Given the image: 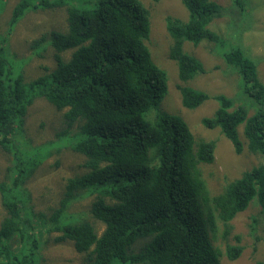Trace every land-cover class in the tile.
Listing matches in <instances>:
<instances>
[{
	"label": "trees",
	"instance_id": "16d2710c",
	"mask_svg": "<svg viewBox=\"0 0 264 264\" xmlns=\"http://www.w3.org/2000/svg\"><path fill=\"white\" fill-rule=\"evenodd\" d=\"M233 1L244 5L243 0ZM181 3L188 20L166 17L165 26L182 107L195 110L215 100L217 108L201 124L218 128L236 154L245 149L238 136L242 126L245 150L262 162L210 193L200 167L213 163L215 144L196 139L181 116L158 111L167 93L166 76L151 59L149 11L139 0H19L10 29L26 11L65 7L66 31H51L31 42L36 49L47 40L55 64L30 81L0 44V151L12 162L6 179L0 180V264H40L38 247L45 233L71 242L75 252L85 254V264H222L212 243L218 222L227 239L232 219L253 198L264 233V84L256 65L240 48L231 47L221 57L239 73L255 102V114L248 117L225 96L211 97L187 85L205 70L183 51V43L217 44L208 26L222 9L212 0ZM66 51L68 59L63 58ZM36 99L62 112L56 138H70L66 142L83 169L65 180L47 213L31 209L26 181L49 154L27 156L29 142L18 138ZM85 195L93 197L89 213L95 222L85 214H68ZM95 223L103 225L101 233ZM234 238L239 242V236ZM242 250V245L226 244L225 255L234 261Z\"/></svg>",
	"mask_w": 264,
	"mask_h": 264
},
{
	"label": "rangeland",
	"instance_id": "374dc122",
	"mask_svg": "<svg viewBox=\"0 0 264 264\" xmlns=\"http://www.w3.org/2000/svg\"><path fill=\"white\" fill-rule=\"evenodd\" d=\"M18 1L0 0V44L5 47L6 57L15 63L17 71L23 73L26 81H30L42 74L44 67L52 68L55 64L54 51L47 40L41 42L36 49L31 47V42L51 31L65 32L66 12L65 7L29 10L10 29L11 12ZM139 1L149 11L150 33L147 46L151 59L166 76L167 93L160 102L158 111L181 116L196 139L201 138L215 144L213 163L200 167V170L206 187L210 193L216 194L224 185L240 177L245 169L257 166L262 161L258 155L249 154L245 150L246 140L242 134V126L238 127V136L245 149L242 153L236 154L229 140L218 128L208 129L201 124V118L211 116L217 108L215 100L208 99L195 110L182 107L180 94L176 88L179 84L177 67L168 57L171 38L165 26L166 17L188 20L187 10L181 0ZM212 1L222 9V15L208 26L217 35L219 42L216 44L202 41L197 46L190 42L183 43V51L198 59L205 70L203 74L186 84L206 92L211 97L225 96L235 107H243L250 117L256 113L255 102L245 92L239 73L226 65L221 55L231 47L240 48L256 65L257 76L264 84V0H243L242 8L233 0ZM8 30H11L10 33L5 35ZM69 52H64V59L69 58ZM61 115L62 112L56 111L47 101L36 99L28 110L25 129L18 137L21 142H29L25 150L27 156L32 158L35 151H39V155L42 152L45 155L49 154L26 181L30 207L35 213H47L56 205L65 180L83 173L80 157L71 151L70 144L66 142L70 141V138L63 141L56 138L61 126ZM10 166H12L10 157L0 151V180L6 179L4 178L7 175L6 170ZM92 200V196L85 195L68 209V214L73 216L85 214L84 217L90 222H95L89 213ZM3 215L4 209L0 199V219ZM231 224L233 225L231 234L227 239H223L222 225L218 222V230L212 239L213 245L221 253V263H264L263 223L256 198L250 201L244 211L236 214ZM95 225L98 233H101L103 225L97 223ZM236 235L240 237L239 242L234 238ZM55 238V234L47 233L42 237L38 247L40 264H85V254L75 252L71 242H58ZM226 244L243 246L236 260L227 259ZM138 247L139 244H135L134 250Z\"/></svg>",
	"mask_w": 264,
	"mask_h": 264
}]
</instances>
